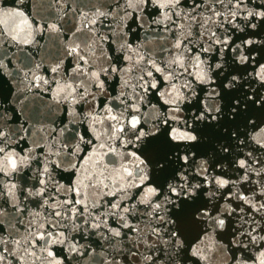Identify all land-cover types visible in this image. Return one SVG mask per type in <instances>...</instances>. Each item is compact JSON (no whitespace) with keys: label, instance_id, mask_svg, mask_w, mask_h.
Returning <instances> with one entry per match:
<instances>
[{"label":"snow or ice","instance_id":"snow-or-ice-1","mask_svg":"<svg viewBox=\"0 0 264 264\" xmlns=\"http://www.w3.org/2000/svg\"><path fill=\"white\" fill-rule=\"evenodd\" d=\"M0 264H264V0H0Z\"/></svg>","mask_w":264,"mask_h":264},{"label":"water","instance_id":"water-1","mask_svg":"<svg viewBox=\"0 0 264 264\" xmlns=\"http://www.w3.org/2000/svg\"><path fill=\"white\" fill-rule=\"evenodd\" d=\"M9 5L13 4V0H7ZM5 95H7V86H5Z\"/></svg>","mask_w":264,"mask_h":264}]
</instances>
